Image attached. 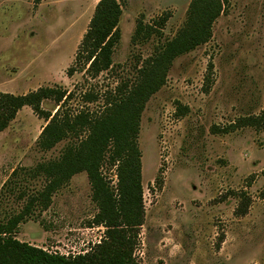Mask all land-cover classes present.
<instances>
[{
    "label": "rangeland",
    "instance_id": "1",
    "mask_svg": "<svg viewBox=\"0 0 264 264\" xmlns=\"http://www.w3.org/2000/svg\"><path fill=\"white\" fill-rule=\"evenodd\" d=\"M119 1L113 65L90 77L83 67L72 76L66 69L98 0H0V92L61 87L72 92L64 110L101 109L103 92L133 81L142 60L182 27L191 0ZM161 16L159 33L132 39L137 23ZM85 92L97 98L87 101ZM41 105L56 107L50 99ZM247 118L253 123L240 125ZM45 124L24 106L0 131L2 221L42 190L47 180L36 167L72 141L42 149ZM137 141L145 213L135 264H264V0H229L211 38L172 61L145 103ZM101 172L116 188V167L105 162ZM91 192L85 172L73 175L46 209L31 206L15 237L64 255L88 251L105 229L92 223ZM243 201L247 212L236 215Z\"/></svg>",
    "mask_w": 264,
    "mask_h": 264
},
{
    "label": "trees",
    "instance_id": "2",
    "mask_svg": "<svg viewBox=\"0 0 264 264\" xmlns=\"http://www.w3.org/2000/svg\"><path fill=\"white\" fill-rule=\"evenodd\" d=\"M228 1L191 0L182 27L142 60L133 81L122 82L113 91H104L99 110L81 109L76 113L64 110L72 92L61 87H39L20 95L0 92V131L22 107L29 106L46 121L37 140L39 147L48 150L65 138L72 140L58 159L40 164L34 170L47 180L42 190L31 196L19 213L0 220V264H135L133 251L145 213L137 141L141 113L150 96L165 84L172 61L211 38L212 24ZM121 14L119 0H98L73 61L66 69L67 76L81 67L90 77L111 69L112 54L120 40ZM166 19L161 16L156 24L137 23L132 39H147L159 33ZM83 95L87 101L97 98L89 92ZM46 99L55 102L54 112L42 108ZM252 123L247 118L240 125ZM105 162L116 167V188L109 185L101 172ZM80 172L87 175L91 198L98 209L92 223L105 228L101 240L76 255L49 252L18 240L15 237L18 226L30 214L31 206L39 203L46 209L52 194ZM240 197L242 199V195ZM247 207L248 202H240L235 214L244 215Z\"/></svg>",
    "mask_w": 264,
    "mask_h": 264
},
{
    "label": "crops",
    "instance_id": "3",
    "mask_svg": "<svg viewBox=\"0 0 264 264\" xmlns=\"http://www.w3.org/2000/svg\"><path fill=\"white\" fill-rule=\"evenodd\" d=\"M43 235H45V232L43 231Z\"/></svg>",
    "mask_w": 264,
    "mask_h": 264
}]
</instances>
